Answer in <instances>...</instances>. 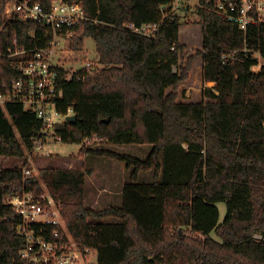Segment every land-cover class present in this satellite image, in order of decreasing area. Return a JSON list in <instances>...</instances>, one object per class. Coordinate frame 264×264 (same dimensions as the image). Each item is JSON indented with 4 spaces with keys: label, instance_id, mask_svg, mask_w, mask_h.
I'll return each instance as SVG.
<instances>
[{
    "label": "trees",
    "instance_id": "obj_1",
    "mask_svg": "<svg viewBox=\"0 0 264 264\" xmlns=\"http://www.w3.org/2000/svg\"><path fill=\"white\" fill-rule=\"evenodd\" d=\"M80 1L87 18L75 27L71 47L81 50L93 37L104 67L85 79H61L58 107H72L77 119L56 131L65 142L98 133L111 144L153 148L143 160L82 146V156H108L132 169L122 205L102 209L86 205L92 169L44 166L25 175L23 166H0V264H26L19 257L26 240L5 197L45 189L74 239L97 251V264H264V61L254 69L257 53L264 60V22L244 30L213 1L199 0L203 46L185 56L182 21L168 11L175 0ZM5 8L0 0V81L21 76L9 47L47 43L41 22L8 18ZM156 22V36L127 26ZM198 56L204 81L215 85L203 88L200 101H181L180 84ZM40 128L22 103L0 106V156L26 157ZM149 170L153 180L140 182V171ZM218 202L227 206L223 220ZM110 217L118 220H93Z\"/></svg>",
    "mask_w": 264,
    "mask_h": 264
},
{
    "label": "built area",
    "instance_id": "obj_2",
    "mask_svg": "<svg viewBox=\"0 0 264 264\" xmlns=\"http://www.w3.org/2000/svg\"><path fill=\"white\" fill-rule=\"evenodd\" d=\"M211 1L219 14L238 22L244 30L250 23L264 22V0ZM5 13L8 18L19 16L41 22L45 29L47 43L44 47L32 50L19 46L8 48V55L18 56L17 67L21 76L0 81V106L9 102L22 103L26 110L34 111L41 120V128L32 137L33 146L26 151L41 153L50 140L63 141L56 127L75 114L72 107L66 112L58 107V99L63 95V89L59 87L61 79H85L99 71L103 64L85 57L80 62L83 49L71 47L75 27L87 18L80 0H51L49 9L39 1L6 0ZM159 25L156 22L129 23L127 26L134 32L156 36ZM2 54L0 52V56ZM103 141L106 140L94 133L82 144L93 147L91 144ZM24 173L31 175L33 171L26 166ZM5 202L18 217L15 228L26 240L25 246L19 250L24 263L86 264L97 253L94 248L84 247L74 239L61 213V206L48 190L40 196L24 190L7 195ZM50 225L54 227L50 228Z\"/></svg>",
    "mask_w": 264,
    "mask_h": 264
},
{
    "label": "rangeland",
    "instance_id": "obj_3",
    "mask_svg": "<svg viewBox=\"0 0 264 264\" xmlns=\"http://www.w3.org/2000/svg\"><path fill=\"white\" fill-rule=\"evenodd\" d=\"M199 5V0H175L170 6H168V11L173 15H177L182 21L180 39L181 41L186 42L187 45L185 56L195 53L198 48L203 46L202 33L198 23L200 17L198 15L197 8ZM257 56L259 57L260 62L264 61L259 53H257ZM83 57L95 61L99 60L96 42L93 37L86 38L83 53L80 55V62L84 59ZM77 65L80 64L78 63ZM202 65L203 57H196L193 63V68L190 72V77L180 84L179 98L182 96V98L186 101H200L204 99L203 88L206 85H215H211L209 82L204 81L201 72ZM102 67H104V65ZM91 145L93 148H108L119 153H128L143 160L148 158L153 148V145L149 143L111 144L103 141L98 144L95 143ZM82 146L83 144L81 142H56L54 140H50V143L45 146L41 153H26V157L23 158L15 156H0V166H27L32 169L33 173H38L39 169L44 166L69 168H81L80 166H83L87 170L92 169V173H89L86 184L88 200L92 198L95 186L106 187L113 185L115 188L114 191H117L119 189L120 182L123 179H130L132 169L127 168L126 162L108 156H82L79 154ZM46 152H49V154H46ZM153 178V170L140 171L139 173L140 182H149L152 181ZM217 205L220 209V219L223 220L227 212V206L224 202H218ZM212 235L217 238L214 233ZM94 259L95 256H93L91 261L86 264H93Z\"/></svg>",
    "mask_w": 264,
    "mask_h": 264
},
{
    "label": "crops",
    "instance_id": "obj_4",
    "mask_svg": "<svg viewBox=\"0 0 264 264\" xmlns=\"http://www.w3.org/2000/svg\"><path fill=\"white\" fill-rule=\"evenodd\" d=\"M200 25V24H199ZM182 26V25H181ZM180 26V29H181ZM200 30L202 33V39H203V32H202V26L200 25ZM183 42V41H182ZM186 43V42H184ZM203 45V43H202ZM262 66V62H260V64L256 65L257 68L256 70H259ZM202 75H203V65H202V69H201ZM183 83V82H182ZM168 91H170L171 89L168 88ZM179 100L181 101H186L184 100V98H182V96L179 98ZM206 100H208V98H206ZM77 162V161H76ZM82 169H85L83 166H80ZM95 171V170H94ZM94 173V172H93ZM88 177H89V173L87 174V179H86V184L88 181ZM130 179H123L120 182V186L119 189L117 191H114V186H95L94 190H93V194H92V198L90 200H88V194L87 191L85 193V200H86V205L88 207H92L94 209H102L107 207L108 205H122L123 203V188L125 183L129 182ZM93 220H103V221H117V218L114 217H110V218H102V219H94ZM93 256H95L94 259V263L93 264H97V253L94 254Z\"/></svg>",
    "mask_w": 264,
    "mask_h": 264
},
{
    "label": "water",
    "instance_id": "obj_5",
    "mask_svg": "<svg viewBox=\"0 0 264 264\" xmlns=\"http://www.w3.org/2000/svg\"><path fill=\"white\" fill-rule=\"evenodd\" d=\"M21 19H22V18H21ZM68 119H69V121H74V120L77 119V115H76V114L70 115V116L68 117ZM108 120H109V119H108Z\"/></svg>",
    "mask_w": 264,
    "mask_h": 264
}]
</instances>
